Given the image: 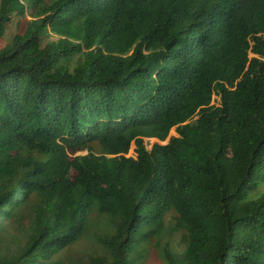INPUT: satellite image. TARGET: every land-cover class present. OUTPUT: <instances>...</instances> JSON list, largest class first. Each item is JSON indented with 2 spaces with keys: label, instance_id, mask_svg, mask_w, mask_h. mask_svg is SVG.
Instances as JSON below:
<instances>
[{
  "label": "trees",
  "instance_id": "obj_1",
  "mask_svg": "<svg viewBox=\"0 0 264 264\" xmlns=\"http://www.w3.org/2000/svg\"><path fill=\"white\" fill-rule=\"evenodd\" d=\"M13 16L0 264H264V0H1L0 41Z\"/></svg>",
  "mask_w": 264,
  "mask_h": 264
},
{
  "label": "rangeland",
  "instance_id": "obj_2",
  "mask_svg": "<svg viewBox=\"0 0 264 264\" xmlns=\"http://www.w3.org/2000/svg\"><path fill=\"white\" fill-rule=\"evenodd\" d=\"M1 1V0H0ZM28 16V14H27ZM20 18L18 17H12L11 22L7 25L6 31H5V35L3 37V39L0 41V46H4L6 44H8L11 40V38L15 35V33L18 30L17 27V22ZM51 39H55L54 37H51ZM252 57V56H251ZM219 102V99L215 96H213L212 98V104H217ZM177 136L175 129L173 128L170 133H169V137L167 138V140L164 143H160L159 141H155V140H150V139H144V143L146 146L147 150H151L152 146L156 143H160V144H166L168 143V140L171 137H175ZM135 146L132 144L131 148L129 150V153L127 154V157H136L135 155ZM86 154L85 152L82 153H78V155H84ZM169 244L171 248H173L176 252H181L182 250V245L180 243V237L178 234H172L171 236L166 237L164 244ZM90 245H93V241L90 239H85L84 241H82L77 247H74L75 249H89ZM145 264H162L161 260L159 259L158 255H157V250H152V252L149 254L146 263Z\"/></svg>",
  "mask_w": 264,
  "mask_h": 264
}]
</instances>
